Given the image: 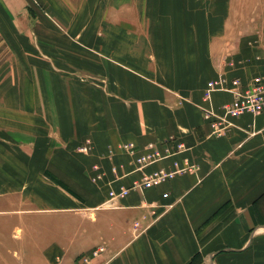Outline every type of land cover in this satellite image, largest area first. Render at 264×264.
I'll return each mask as SVG.
<instances>
[{"label": "crops", "instance_id": "0c3cea01", "mask_svg": "<svg viewBox=\"0 0 264 264\" xmlns=\"http://www.w3.org/2000/svg\"><path fill=\"white\" fill-rule=\"evenodd\" d=\"M261 74L264 0H0V260L264 264V110L203 115ZM126 144L183 151L137 170Z\"/></svg>", "mask_w": 264, "mask_h": 264}, {"label": "built area", "instance_id": "2783aa9c", "mask_svg": "<svg viewBox=\"0 0 264 264\" xmlns=\"http://www.w3.org/2000/svg\"><path fill=\"white\" fill-rule=\"evenodd\" d=\"M214 91H229L234 96L232 103L223 106V118L218 117L210 109L203 110V115L206 120L213 119L211 126L216 135L225 134L227 125L224 117H238L244 113H250L256 116L264 110V74L256 76L246 87H242L237 79H233L228 82L225 78L220 76L218 80L208 82L207 88L204 92V100L209 102L211 100V94ZM82 150L85 151L87 148L84 147ZM121 150L130 155H136L138 153L134 159V165L137 170H143L156 162L170 159L177 154H180L183 151V146L178 144L174 150H171L169 147H165L162 151H160L153 144H149L139 152L132 144H126L122 146ZM115 171L116 169L113 168V172ZM196 172L197 166L188 158L173 160L170 168H160L149 174H144L142 182L140 184H135L134 187L147 189L163 184L176 176L194 174ZM98 178L100 177L98 176ZM128 192L129 189L125 188H121L119 192L110 191L109 201L124 198L128 195ZM167 196V194L163 195L164 198ZM103 249L104 248H100V251H103Z\"/></svg>", "mask_w": 264, "mask_h": 264}, {"label": "rangeland", "instance_id": "374dc122", "mask_svg": "<svg viewBox=\"0 0 264 264\" xmlns=\"http://www.w3.org/2000/svg\"><path fill=\"white\" fill-rule=\"evenodd\" d=\"M5 247H8V246H0V257L1 258L6 256V255L3 254L4 252H7ZM9 247H11V245ZM7 263H9V262L7 261ZM7 263L4 260H0V264H7ZM13 264H20V262L16 261V262H13Z\"/></svg>", "mask_w": 264, "mask_h": 264}]
</instances>
